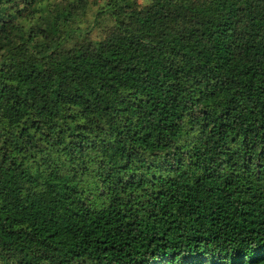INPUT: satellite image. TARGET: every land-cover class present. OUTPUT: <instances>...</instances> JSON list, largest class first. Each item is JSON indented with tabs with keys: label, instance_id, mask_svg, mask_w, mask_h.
<instances>
[{
	"label": "trees",
	"instance_id": "obj_1",
	"mask_svg": "<svg viewBox=\"0 0 264 264\" xmlns=\"http://www.w3.org/2000/svg\"><path fill=\"white\" fill-rule=\"evenodd\" d=\"M0 264H264V0H0Z\"/></svg>",
	"mask_w": 264,
	"mask_h": 264
},
{
	"label": "rangeland",
	"instance_id": "obj_2",
	"mask_svg": "<svg viewBox=\"0 0 264 264\" xmlns=\"http://www.w3.org/2000/svg\"><path fill=\"white\" fill-rule=\"evenodd\" d=\"M149 1L150 0H138V2L142 5H146ZM98 8V6L92 5L88 12L89 15L86 17L82 25L85 29H93L92 36L96 38H100L102 36L104 29L106 28L105 26L107 25L104 20L98 19Z\"/></svg>",
	"mask_w": 264,
	"mask_h": 264
}]
</instances>
